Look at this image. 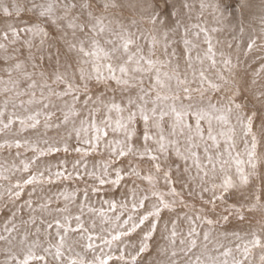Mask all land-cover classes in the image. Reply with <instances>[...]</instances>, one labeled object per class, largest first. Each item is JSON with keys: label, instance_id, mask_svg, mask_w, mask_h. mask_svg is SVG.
Listing matches in <instances>:
<instances>
[{"label": "clouds", "instance_id": "1", "mask_svg": "<svg viewBox=\"0 0 264 264\" xmlns=\"http://www.w3.org/2000/svg\"><path fill=\"white\" fill-rule=\"evenodd\" d=\"M0 264H264V0H0Z\"/></svg>", "mask_w": 264, "mask_h": 264}]
</instances>
